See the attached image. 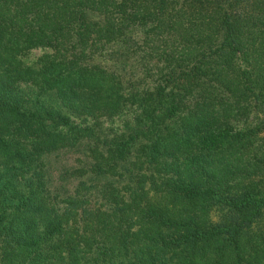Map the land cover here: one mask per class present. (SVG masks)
<instances>
[{
  "label": "trees",
  "instance_id": "obj_1",
  "mask_svg": "<svg viewBox=\"0 0 264 264\" xmlns=\"http://www.w3.org/2000/svg\"><path fill=\"white\" fill-rule=\"evenodd\" d=\"M0 264H264V0H0Z\"/></svg>",
  "mask_w": 264,
  "mask_h": 264
},
{
  "label": "rangeland",
  "instance_id": "obj_2",
  "mask_svg": "<svg viewBox=\"0 0 264 264\" xmlns=\"http://www.w3.org/2000/svg\"><path fill=\"white\" fill-rule=\"evenodd\" d=\"M138 35V34H136ZM44 51V49L41 48H35L30 50L29 52H27L24 55V60L26 63H32L37 57L38 55H40L42 52ZM105 58L100 57L101 61H105ZM104 63H107L106 61ZM150 63L147 64L145 60H141L139 58L135 59L134 61L130 62V66L128 67L129 70V74L130 76H132L133 78H130L131 84L134 83L135 86L139 87V88H145L146 84L151 83V78L146 77V79L144 80L141 77V69H147L149 67ZM152 73H156L157 71L152 70ZM144 73V72H143ZM134 115V111H130V112H125L123 114H121L118 117H115L112 122L108 121L106 124L111 126V127H118L121 124H125L127 122L131 121L132 116Z\"/></svg>",
  "mask_w": 264,
  "mask_h": 264
}]
</instances>
